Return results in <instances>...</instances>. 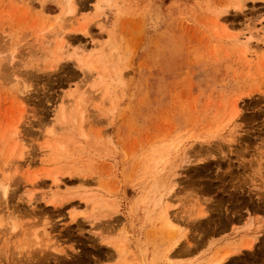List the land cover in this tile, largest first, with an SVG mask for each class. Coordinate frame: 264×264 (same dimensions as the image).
<instances>
[{"label": "rangeland", "instance_id": "374dc122", "mask_svg": "<svg viewBox=\"0 0 264 264\" xmlns=\"http://www.w3.org/2000/svg\"><path fill=\"white\" fill-rule=\"evenodd\" d=\"M250 232L226 264H264V0H0V264H212Z\"/></svg>", "mask_w": 264, "mask_h": 264}, {"label": "bare ground", "instance_id": "6f19581e", "mask_svg": "<svg viewBox=\"0 0 264 264\" xmlns=\"http://www.w3.org/2000/svg\"><path fill=\"white\" fill-rule=\"evenodd\" d=\"M73 0H71V2H72ZM104 2V1H103ZM69 3H70V1H69ZM69 3H68V5H69ZM109 3V2H108ZM70 6H72V4H70ZM72 12H73V8H71L70 7V9H69V14H72ZM64 48V47H63ZM62 52V51H61ZM89 53V52H88ZM63 54V53H62ZM89 55V54H88ZM91 55V54H90ZM69 57V56H68ZM77 56L75 55V58H76ZM91 57V56H90ZM59 58V57H58ZM87 58V57H86ZM99 58V57H98ZM102 58V57H101ZM60 59V58H59ZM82 60V59H81ZM86 60V59H85ZM87 60H88V58H87ZM100 61V60H99ZM85 62H87V61H84L83 62V60L81 61V64L83 63V65L84 66H87V68L86 69H90L91 68V62H90V64L89 65H87L88 63H85ZM78 63L80 64V61H78ZM92 64H93V62H92ZM102 64V63H101ZM89 66V67H88ZM93 68H95V65H93ZM84 70V69H83ZM82 70V71H83ZM93 70H95V69H93ZM87 72V71H86ZM80 101V100H79ZM64 110V109H63ZM62 113H64L63 111H61ZM72 117V116H71ZM77 117V116H76ZM75 117V118H76ZM76 121V120H75ZM73 124V123H72ZM67 126H69V125H67ZM82 126V125H81ZM70 127V126H69ZM16 128V127H15ZM63 133V132H62ZM67 133V132H66ZM73 134V133H72ZM15 135H17L16 133H15ZM20 136V135H19ZM14 138V137H13ZM17 138V137H16ZM11 139V138H10ZM20 138H18V140H19ZM13 140H15V139H13ZM17 141V140H16ZM3 142V141H2ZM14 142V141H13ZM15 144V143H14ZM16 144H19V142L17 143L16 142ZM15 147V146H14ZM17 148V147H16ZM12 149H13V147H12ZM176 149H177V147H176V144L175 143H172V144H170L169 145V147H168V150H167V153L165 154L166 156H164V157H162V155H163V153L160 151L159 152V150L157 151L159 154L161 153V158H158L155 162H154V171L155 172H157V175L159 174V175H161L160 173L163 171V169H164V167H165V164L166 163H168V160H170L169 159V157L171 156V154H173L175 151H176ZM12 151V150H11ZM14 152V151H13ZM155 152V151H154ZM164 152V151H163ZM22 154V153H21ZM155 154V153H154ZM9 155V154H8ZM11 155V154H10ZM15 155V154H14ZM157 155V154H156ZM23 156V155H22ZM155 156V155H154ZM153 156V157H154ZM159 156V155H158ZM157 156V157H158ZM14 157H16V156H14ZM156 157V156H155ZM224 157V156H223ZM11 158H13V157H11ZM206 158H208V157H206ZM211 158V157H210ZM20 159V158H19ZM153 159V158H152ZM225 159V158H224ZM202 160V161H201ZM203 160L204 159H200L198 162H203ZM11 161V160H10ZM6 162H7V160H6ZM13 162V161H12ZM190 162V161H189ZM3 163V162H2ZM9 163V162H8ZM172 163V162H171ZM19 164V163H18ZM17 163H16V165H18ZM5 165V164H4ZM7 165V164H6ZM6 165H5V167H6ZM171 167H172V165H171ZM5 169H7V168H5ZM152 169H153V167H152ZM169 169H172V168H169ZM169 176V175H168ZM158 177V176H157ZM160 177V176H159ZM158 177V178H159ZM157 178V179H158ZM161 178H162V176H161ZM159 180V181H158ZM158 180H155V183H154V187H153V191H152V193H153V195L152 196H147L146 197V199H145V202L144 203H149L152 199H156L157 197H159V199L157 200V201H159V202H161L162 200H163V198H165L167 195H171L172 193H173V189L174 188H176V187H174L175 186V184L176 183H172V182H170L169 183V179H166V180H164L163 182H162V180L159 178ZM161 180V181H160ZM57 181H58V179H57ZM61 182V181H60ZM55 188L57 189H59V184H61V183H59V184H57L56 185V180H55ZM173 184V185H172ZM53 185V184H52ZM151 188H152V186H151ZM150 188V189H151ZM8 190V189H7ZM162 190V191H161ZM6 193H7V191H5ZM150 192V191H149ZM150 194V193H149ZM168 197H170V196H168ZM167 198V197H166ZM97 200V205H99L100 203H101V206H103L102 205V200H101V202H99L98 201V199H96ZM104 200H106L107 201V199H104ZM166 200V199H165ZM104 202V201H103ZM88 203H90V202H88ZM109 203H111V205L113 206V204H112V202H110L109 200H108V202H106V204L108 205ZM53 205H55L54 203H52ZM50 205V206H53V205ZM62 204H63V202H62ZM95 206V207H97V208H99L98 206ZM111 205L109 204L108 206H106V207H109V210H110V208H111ZM56 206V205H55ZM54 206V208H56ZM100 206V205H99ZM61 207V206H60ZM94 209V208H93ZM108 209V208H107ZM107 209H105V210H107ZM205 209V208H204ZM95 210V214L97 213V211L96 210H98V209H94ZM102 210V209H101ZM100 209L98 210V212H100L101 211ZM101 212H103V211H101ZM210 214V213H209ZM101 216V215H100ZM207 216H209V215H207V212L204 210L203 211V209H201V212H200V219H199V221H201L202 220V218H207ZM250 219V218H249ZM251 220V219H250ZM250 220H248V222H249V225H248V231H249V228H251V222H250ZM197 221V220H196ZM254 221H255V219H254ZM261 221V220H260ZM195 223V221L193 222V224ZM168 226L171 228V230H178V227L177 226H175L174 225V223H168ZM254 230H256V229H254ZM184 232H185V230H184ZM29 234V233H28ZM34 234V233H33ZM38 234V233H37ZM185 234V233H184ZM31 235V234H30ZM35 235V234H34ZM39 235V234H38ZM246 237L245 238H243L242 239V241L239 243V244H237L236 246H234L233 248H231V249H227V252L222 256V257H220V258H218V259H216V260H214L213 262H212V264H226V262L230 259V258H232V257H235V256H238V255H240L242 252H244V251H250V250H252V249H254L253 247H254V244L257 242V239H258V237H259V235H258V232H250L249 234H244ZM125 236V235H124ZM183 236H186V235H183ZM29 237V236H28ZM27 237V238H28ZM37 238H39L38 236H36ZM47 237V236H46ZM25 239V238H24ZM49 240V239H48ZM125 240H126V238H122V237H120L119 239H118V241H117V239H116V242L117 243H115L114 242V244H113V242L111 243V244H113V245H115V246H117L118 248L119 247H121V245H122V247H124V242H125ZM128 240V239H127ZM31 241V240H30ZM49 242V241H48ZM187 243H188V241H187ZM186 243V244H187ZM24 246V245H23ZM26 246V245H25ZM121 247V248H122ZM179 247V242H175L174 244H173V249L175 250V249H177ZM189 247H190V245L189 246H187V248L189 249ZM120 248V249H121ZM172 249V250H173ZM123 251H124V248L122 249ZM243 254V253H242ZM233 259V258H232ZM210 263V262H209Z\"/></svg>", "mask_w": 264, "mask_h": 264}]
</instances>
